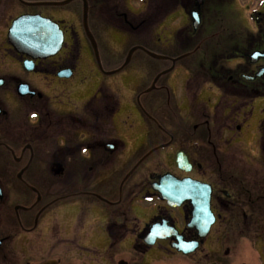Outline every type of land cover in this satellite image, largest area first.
Listing matches in <instances>:
<instances>
[{
    "label": "flooded vegetation",
    "instance_id": "af4514ba",
    "mask_svg": "<svg viewBox=\"0 0 264 264\" xmlns=\"http://www.w3.org/2000/svg\"><path fill=\"white\" fill-rule=\"evenodd\" d=\"M48 1L58 0H0V264H224L233 253L227 240L264 242V2L85 0L95 40L108 28L141 36L158 24L168 30L165 40L158 33L152 44H139L183 49L162 52L170 58L190 53L153 59L152 78L135 97V118L123 126L114 125L118 109L108 88L87 92L72 84L76 64L92 50L83 1L75 0V12L33 4ZM224 13L236 26L213 44L209 37L226 29L217 23ZM32 15L62 32L54 55L34 58L16 48L13 23ZM72 15L76 24L68 22ZM175 69L176 92L169 77ZM127 146L138 156L134 163L148 155L113 184L120 168L112 161L120 162ZM161 164L167 170H152ZM165 172L210 189L214 222L204 236L203 227L190 225L197 193L170 206L154 189ZM148 200L156 206L137 220L133 211L143 213ZM156 224L171 233L149 237ZM177 242L194 248L183 253Z\"/></svg>",
    "mask_w": 264,
    "mask_h": 264
},
{
    "label": "rangeland",
    "instance_id": "374dc122",
    "mask_svg": "<svg viewBox=\"0 0 264 264\" xmlns=\"http://www.w3.org/2000/svg\"><path fill=\"white\" fill-rule=\"evenodd\" d=\"M136 1H138V4H140V0H136ZM136 1L133 0V3L135 4ZM153 1L156 3L158 0H153ZM118 3L120 4L121 0H117V5ZM134 4H132L131 6V8L133 9L136 8ZM65 6H66V9H69V11H72V12H75V10L79 11L80 9L79 3L77 1H72V3H69ZM119 6H121V4ZM153 13H156L157 15L159 14L156 11ZM174 16H176V14ZM229 16L230 14L227 15V13H224L219 16V19L217 22L218 25L220 23H224L226 29L224 31H221L218 29L217 30L218 34L216 36L209 37L210 38L209 42L213 44L214 43L217 44L220 38V35L222 33H225L226 36H232L233 31H232L231 26L233 25L236 26V22L232 20ZM92 17H94V15ZM239 17L243 20L241 16ZM74 18L75 17L72 15L71 19H68V22H70L71 24H76L77 21ZM176 21H177V16L174 18L173 24ZM154 27L155 29L152 27L150 28V30H147V32L144 31L143 35L141 36L139 35L140 37L136 35L135 32L132 33V32L127 31L128 33H126V32H123L115 28L114 29L108 28L104 31V33L97 35L96 44H97V48L99 51L98 54L100 56V61H101L100 64H102L105 72L118 68L122 64L121 62L124 61L128 50L131 47L140 43L141 38L143 41H146L148 44H152L153 41L156 40L154 38L155 34L159 33V34H162V39L165 40L164 35H166L168 32V30L167 31L165 30L166 27L164 28L163 25L158 26V24H156ZM99 29L96 28L97 33H101L102 30L101 29L99 30ZM169 29H170V26H169ZM155 45L156 46L154 47L156 49L154 51L156 52L158 51V53L171 51V53H168V54L176 55L180 53L181 50H183V49H177V48L176 49L166 48L167 50L166 51L163 44L155 43ZM148 47H149L148 49L150 50L153 49L150 46ZM88 53L87 54L85 53L84 59H79L78 61L79 64H76L77 65L76 73L71 79L73 86L77 89L86 90L87 92H89L90 90L91 92H93V91H97V89L103 85L106 88H108L110 91L114 92L116 96L118 97L119 107H118V111L116 112L115 123L114 122L113 123L114 125L117 124V125L126 126V124H122L121 121L123 120L128 121V119L132 121L135 118L136 94L139 90L143 88L144 84L149 83L148 81H150V79L152 78L151 76L153 75L156 69L153 64V58L149 57L143 52H140L139 50L135 51L129 64L123 70H121L120 72H116L115 74L113 73L110 75H104L99 70L96 64L97 62L93 56L92 50H90L89 54ZM90 55H91V59H89ZM143 67L146 68L145 76L148 78L147 80L142 81L141 75H142ZM169 77L170 79L173 80V83H174V87L172 91L176 92L179 88L178 81H177L179 79V75L177 73V70L176 69L173 70L169 74ZM152 97H155V95L149 98H152ZM146 99L148 98L144 97L142 98V101L144 102ZM123 151L124 152L121 156L122 160L120 162L114 163V161H112V164H114L115 167L120 168V170L115 171V173H118V175H115L114 181L112 180L113 184L118 183V178L124 176V173H126L129 166L132 165L131 163H134L136 161V158L138 157L136 156L137 154L136 155L130 154L133 152V148H130L127 146L126 148L124 147ZM154 161L156 162L157 160H154ZM152 170H154L157 173H162V171L167 170V169H166V166L161 164L160 167L159 165H157L154 168H152ZM134 182H135L134 177H131L129 181L127 182V184L124 186V190L127 189L128 185ZM140 205L145 210L143 213H141L140 211H136V210L133 211V215L137 220H141V216L144 213H150V210H153L154 207L156 206V201L143 202V204H140ZM227 241H228L227 244L231 246L230 248H232L233 253L230 255V258H225L224 264H227V263L228 264H247V263L248 264L249 263L264 264V260L259 259L261 253L264 252V242L263 241L261 240L256 241L250 236H246V237L239 236L238 238L229 239ZM231 259H233L236 262L229 261Z\"/></svg>",
    "mask_w": 264,
    "mask_h": 264
},
{
    "label": "water",
    "instance_id": "95a60500",
    "mask_svg": "<svg viewBox=\"0 0 264 264\" xmlns=\"http://www.w3.org/2000/svg\"><path fill=\"white\" fill-rule=\"evenodd\" d=\"M72 1L73 0L48 1V2H37L33 4L61 6V5L68 4L69 2H72ZM82 1H83L82 20H83L84 30L86 32L85 34H87L88 38L90 39L91 44L93 46L94 53L97 57L98 56L97 46L95 44V40L93 36L91 35L89 31L88 24H87V14L86 13H88V6L85 0H82ZM57 28L58 26L54 24L52 21L46 18H42L39 15L22 16L20 18H17L15 22L13 23L12 37L15 36L14 39H15L16 48H18L20 51L30 49L29 53L31 54L32 57L42 58V57L54 55L59 49L61 41H62V32L59 30L57 32L56 30ZM136 50H141L144 53L146 52L147 55H149L150 57L154 59H182L188 55V54H184L176 58H169L167 56L157 54L155 52L147 50L146 48L142 46L137 45L129 49L120 67H118L117 69L113 71L108 72V74L119 72L124 67H126L127 64L130 62L132 54ZM165 72L166 71L162 72L161 74ZM157 78L158 76L156 77V79ZM110 146L114 149L115 145L113 144ZM147 155L148 153L145 154L141 158V160L135 163L134 167L125 175L123 182L131 175L134 169L147 157ZM181 161H182L181 164H183V160ZM192 184L196 185V182H192L186 179L177 180L173 178L172 175L167 173L165 175H162L159 178V181L155 184L154 188L157 189L161 193L162 198L166 199L168 201L167 203H170V204H173V203L177 204L178 202L184 199H189L190 194H195V193L201 194L202 193V196L199 194V196H194V198H192L198 203L194 206L193 218L191 219L190 225L196 226L199 229L203 227V235H204L214 220L213 214L209 211V201L208 200H209L210 190L209 189L205 190L203 188H198L196 186L194 187L190 186ZM156 229L157 228L155 226L152 228L151 236L153 235L154 238L161 237V235L155 232ZM176 247L178 246L176 245ZM181 249L185 252L184 248H181Z\"/></svg>",
    "mask_w": 264,
    "mask_h": 264
},
{
    "label": "trees",
    "instance_id": "16d2710c",
    "mask_svg": "<svg viewBox=\"0 0 264 264\" xmlns=\"http://www.w3.org/2000/svg\"><path fill=\"white\" fill-rule=\"evenodd\" d=\"M111 94V93H110ZM112 95V98H113V107L115 108V106H116V104H118L117 103V99H116V97L114 96V94H111Z\"/></svg>",
    "mask_w": 264,
    "mask_h": 264
},
{
    "label": "snow or ice",
    "instance_id": "6c2138e0",
    "mask_svg": "<svg viewBox=\"0 0 264 264\" xmlns=\"http://www.w3.org/2000/svg\"><path fill=\"white\" fill-rule=\"evenodd\" d=\"M262 2H264V0H262ZM87 149H85V151H86Z\"/></svg>",
    "mask_w": 264,
    "mask_h": 264
}]
</instances>
